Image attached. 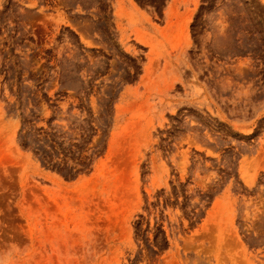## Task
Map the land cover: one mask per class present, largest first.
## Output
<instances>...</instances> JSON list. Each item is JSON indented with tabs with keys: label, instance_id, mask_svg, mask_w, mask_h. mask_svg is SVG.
I'll return each instance as SVG.
<instances>
[{
	"label": "rangeland",
	"instance_id": "1",
	"mask_svg": "<svg viewBox=\"0 0 264 264\" xmlns=\"http://www.w3.org/2000/svg\"><path fill=\"white\" fill-rule=\"evenodd\" d=\"M0 264H264V0H0Z\"/></svg>",
	"mask_w": 264,
	"mask_h": 264
}]
</instances>
